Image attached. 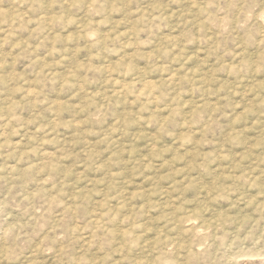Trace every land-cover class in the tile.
I'll return each mask as SVG.
<instances>
[{
    "label": "rangeland",
    "instance_id": "1",
    "mask_svg": "<svg viewBox=\"0 0 264 264\" xmlns=\"http://www.w3.org/2000/svg\"><path fill=\"white\" fill-rule=\"evenodd\" d=\"M0 264H264V0H0Z\"/></svg>",
    "mask_w": 264,
    "mask_h": 264
},
{
    "label": "bare ground",
    "instance_id": "2",
    "mask_svg": "<svg viewBox=\"0 0 264 264\" xmlns=\"http://www.w3.org/2000/svg\"><path fill=\"white\" fill-rule=\"evenodd\" d=\"M258 20V19H257ZM257 261V260H256Z\"/></svg>",
    "mask_w": 264,
    "mask_h": 264
}]
</instances>
